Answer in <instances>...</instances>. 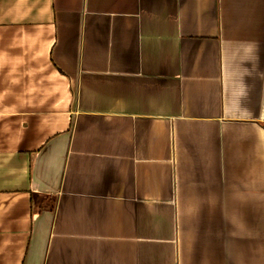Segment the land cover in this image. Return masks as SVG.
I'll return each instance as SVG.
<instances>
[{"label": "crops", "instance_id": "crops-1", "mask_svg": "<svg viewBox=\"0 0 264 264\" xmlns=\"http://www.w3.org/2000/svg\"><path fill=\"white\" fill-rule=\"evenodd\" d=\"M0 264H264V0H0Z\"/></svg>", "mask_w": 264, "mask_h": 264}]
</instances>
